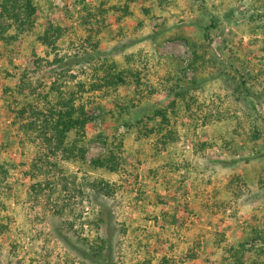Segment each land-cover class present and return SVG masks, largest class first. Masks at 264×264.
Wrapping results in <instances>:
<instances>
[{
    "label": "rangeland",
    "instance_id": "374dc122",
    "mask_svg": "<svg viewBox=\"0 0 264 264\" xmlns=\"http://www.w3.org/2000/svg\"><path fill=\"white\" fill-rule=\"evenodd\" d=\"M254 1L33 0L37 12L26 25L2 21L0 164L13 169L0 185V264H93L85 245L98 246L102 236L113 238L111 264H161L164 257L173 264H223L224 247L260 243L252 229L264 231V36L250 35L243 20L247 9L264 13V0ZM229 10L230 19L218 21L208 40L205 67L196 75L185 70L192 53L178 38L206 44L204 23ZM51 25L59 31L45 46ZM86 54L92 62L52 64ZM115 65L129 70L127 89L116 95L153 109L146 123L155 108L168 111L174 141L163 146L162 136L148 137L143 127L121 128V170L89 172L53 155L40 123L37 130L27 126L33 110L54 101L53 87L68 94L83 84L88 108L112 110L113 102L89 87ZM236 70L251 76L254 95L247 99L234 94ZM22 79L37 92L18 96ZM189 85L184 98L169 97ZM105 135L100 120L87 128L88 163L105 151L99 140ZM100 182L113 192L104 200L112 233L100 223L93 188ZM192 251L196 259L186 260ZM250 260L264 263V257Z\"/></svg>",
    "mask_w": 264,
    "mask_h": 264
},
{
    "label": "trees",
    "instance_id": "16d2710c",
    "mask_svg": "<svg viewBox=\"0 0 264 264\" xmlns=\"http://www.w3.org/2000/svg\"><path fill=\"white\" fill-rule=\"evenodd\" d=\"M251 1V0H250ZM252 2H255L252 0ZM250 2V3H252ZM249 6V2H247ZM252 6V5H251ZM250 10L247 9L244 12V21H248L250 24L251 33L257 34L258 32H262L264 36V13H251ZM37 12L36 7L33 4V0H0V30H3L2 21H11L13 23H19L20 25H26V23L30 22L31 19L35 16ZM232 15V11H226L221 17L215 16L207 25L204 23L205 27L203 28V41L207 44L199 45L194 41L193 38L189 36H180L178 39L184 40L188 46V49L192 53V59L189 63L188 68L191 70L194 75L199 74L200 71L206 65V54L207 49H209L211 41V33L213 30L217 28L216 24L221 19H230ZM203 25V24H202ZM253 30V31H252ZM56 31L52 25L45 32L42 37V42L45 46H51L53 44L52 37ZM208 42V43H207ZM264 43V42H263ZM222 45V44H221ZM222 48V46H220ZM223 51V48L220 50ZM88 54L84 55L83 58H77L75 62H72V58L68 63L65 62L63 58L54 59V65H60L59 68H67L72 67V65L77 64L80 65L82 63H89L93 61V56L87 57ZM215 58V65L222 66L223 61L219 60V57L213 54ZM90 58V61L89 59ZM89 61V62H88ZM264 63V60H261ZM220 63V64H219ZM264 65V64H262ZM232 67V64H231ZM243 67V66H242ZM118 67L109 66V69L102 77L97 78V80L93 79L90 84L89 91L90 92H100L103 93L101 96L102 100L112 101L113 108L112 110H108L107 107L98 104L96 108L90 109L88 108V103L84 101V94L87 93L85 85H81L80 92H70L63 93L59 88H54V92H56L57 96L54 101L50 102L49 107L45 110H33L34 120L27 127L29 130L38 129V123L41 125L40 133L43 137V140L46 142L47 146L50 147V152L55 156H61L65 161L75 163L80 168L85 169L87 171L100 172L105 171L110 174L118 173L122 167V156L121 152L123 151V141L118 138V131L121 128L129 129L130 127H143L146 133L149 135L148 137H154L156 135L162 136L160 143L163 146L168 145V142L174 141V133L170 130L172 125V120L168 111L155 108V112L151 118H148V122H145L146 111H152L153 109H144L141 107V101L136 97L138 103L133 100H130L127 93L125 96H119L118 89L125 88L127 89L128 79L127 74H129V70L120 71L117 69ZM113 70V72H112ZM237 71V70H236ZM225 74V73H224ZM238 79L234 76L233 80L235 81L234 94H238L244 99L249 98V96L254 95L253 90L250 87V74L242 75L237 71ZM140 83L138 81L134 82ZM190 85L196 84V80L194 79L192 82H189ZM187 86L186 88H175L171 89L169 97L176 98H184L191 86ZM195 86V85H192ZM232 87V83L229 82V86ZM197 88V87H196ZM118 91V92H117ZM37 91L33 88L32 84L29 83L28 80L22 79L20 82V86L17 88L18 96H26L27 93L32 95ZM81 93H83L81 95ZM131 97V96H130ZM47 98V97H46ZM175 106V101L172 102ZM99 111L98 117L94 116L95 110ZM27 113V109L24 108L20 112V116L24 117ZM160 119L159 122L157 119ZM100 120L102 125L104 126L105 136L99 137V140L104 146V152L92 160L90 163L87 161L88 154V146L90 141L87 137V128L89 125L95 123ZM152 125L151 130H148V125ZM142 128V129H143ZM141 129V131H142ZM114 132L113 134H111ZM143 132V131H142ZM109 133V134H108ZM112 136H111V135ZM255 139H258L259 136L256 134L254 136ZM13 168H6L4 164H0V185L4 184L8 177L9 172ZM93 188L98 192L95 197L97 201V205L100 208V223L103 226L107 227V230L112 233V220L113 214L112 211L104 204V200L106 196H111L113 192L110 190V186L105 184L104 182H100L99 184H93ZM252 236L254 239H258L260 241L259 244H254L253 247L247 249V242L242 244H231L227 247H224L223 251V264H247V259H261L264 257V231L262 229H252ZM108 236H102L99 238L98 246L93 247L91 244H86V249H90L93 252L91 257V261L93 264H111L113 261L112 251H113V238H106ZM112 237V236H111ZM198 248L201 245L198 243L196 245ZM105 251H107L105 253ZM227 255V256H226ZM249 255H253V258H249ZM197 253L192 251L186 260H194L196 259ZM250 260V261H251ZM174 260L168 257H164L162 259L161 264H173ZM254 264H264L262 262H254Z\"/></svg>",
    "mask_w": 264,
    "mask_h": 264
}]
</instances>
